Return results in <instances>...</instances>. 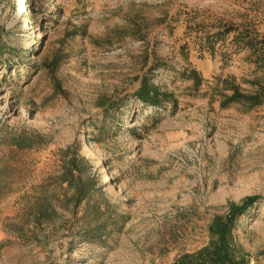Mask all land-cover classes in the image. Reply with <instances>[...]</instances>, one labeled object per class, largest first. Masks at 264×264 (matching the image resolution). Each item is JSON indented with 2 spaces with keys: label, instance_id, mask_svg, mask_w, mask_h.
<instances>
[{
  "label": "rangeland",
  "instance_id": "374dc122",
  "mask_svg": "<svg viewBox=\"0 0 264 264\" xmlns=\"http://www.w3.org/2000/svg\"><path fill=\"white\" fill-rule=\"evenodd\" d=\"M241 31L264 0H0V264H173L248 199L264 264V102L221 106L264 86Z\"/></svg>",
  "mask_w": 264,
  "mask_h": 264
},
{
  "label": "trees",
  "instance_id": "16d2710c",
  "mask_svg": "<svg viewBox=\"0 0 264 264\" xmlns=\"http://www.w3.org/2000/svg\"><path fill=\"white\" fill-rule=\"evenodd\" d=\"M235 30L231 29L226 31ZM236 31V30H235ZM222 33H215L212 37L207 38V43L209 39H215L216 42ZM234 44L242 46L250 50L251 55L254 58L256 64H264V37H259L258 35L249 37L248 33L245 34V31L238 32L234 37ZM1 54V51H0ZM199 83V81H197ZM197 83V84H198ZM231 94L225 96L221 102V106L225 107L230 104H244L253 108L259 106L264 102V86L257 87L256 91L252 94H243L239 89L230 85ZM136 98L145 105L150 106H160L166 100L168 96L164 93H161L157 89L153 88L147 81L143 79L141 87L136 92ZM74 162V160L72 161ZM75 163V162H74ZM68 177L69 180L77 182L76 177L71 175ZM67 176V174H65ZM66 178V177H65ZM75 194V201L80 203L83 198L88 194L89 186L77 184ZM86 193V194H85ZM252 199H248L246 204L243 206H231L229 214L226 217L215 218L212 224L209 227V232L211 240L209 244L201 249L200 251L192 255H183L173 262V264H246L243 257L239 256L238 249L234 246L231 231L234 225V221L239 215L243 213L248 203Z\"/></svg>",
  "mask_w": 264,
  "mask_h": 264
}]
</instances>
